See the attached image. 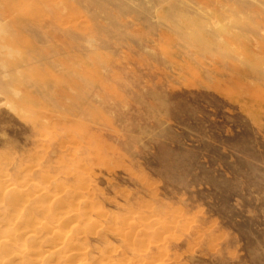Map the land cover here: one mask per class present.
Returning a JSON list of instances; mask_svg holds the SVG:
<instances>
[{"label": "rangeland", "instance_id": "obj_1", "mask_svg": "<svg viewBox=\"0 0 264 264\" xmlns=\"http://www.w3.org/2000/svg\"><path fill=\"white\" fill-rule=\"evenodd\" d=\"M2 239L0 264H264V0H0Z\"/></svg>", "mask_w": 264, "mask_h": 264}, {"label": "bare ground", "instance_id": "obj_2", "mask_svg": "<svg viewBox=\"0 0 264 264\" xmlns=\"http://www.w3.org/2000/svg\"><path fill=\"white\" fill-rule=\"evenodd\" d=\"M17 185V184H16ZM13 187V186H12ZM10 188H11V186H10ZM14 188V187H13ZM13 188H11V190H13L14 191V189ZM15 192H16V190H15ZM14 194V193H13ZM60 204V203H59ZM62 205V204H61ZM71 210H73V209H71ZM72 212V211H71ZM66 214V213H65ZM98 215V214H97ZM64 219H66V218H64ZM73 219L71 218V217H68L67 216V220H65V222H69V223H72L71 221H72ZM124 223V222H123ZM36 225V224H35ZM38 227H34L32 230H27L28 231V233H30V232H34V230H36V229H38V228H41L42 230H45L46 232H49V231H51L53 228H52V225H48L47 224V226L45 225V223H39V225H37ZM148 226H150V225H148ZM166 229V228H165ZM14 230V232H15V230H17L18 231V229H13ZM24 230H26V229H24ZM39 230V229H38ZM54 230V229H53ZM120 230V229H119ZM80 231V230H79ZM38 232V231H37ZM81 232V231H80ZM12 232H10V234H11ZM9 234V233H8ZM13 234V233H12ZM18 234V233H17ZM26 234V233H25ZM30 234H32V233H30ZM36 234V233H35ZM14 235V234H13ZM7 236V235H6ZM9 236H11V235H9ZM8 236V238L10 239V240H12V237H9ZM63 236V235H62ZM61 237V236H60ZM65 238H67V237H62L61 239L59 238V240H53V245L55 246V247H57V246H60V245H63V246H65L64 244H67L68 243V241L69 240H67V239H65ZM5 239V238H4ZM58 239V238H57ZM3 240V239H2ZM7 240L8 239H6V240H3V241H1L0 240V245H2L3 246V242H7ZM71 241V240H70ZM9 242V241H8ZM68 247H69V245H67ZM66 246V247H67ZM53 247V246H52ZM23 249V248H22ZM67 249V248H66ZM69 250H67V252H68ZM64 253L63 254V256H62V258L63 259H67L68 261H70V263L72 264V263H75L74 262V256L72 255V253L70 254V253ZM62 254V253H61ZM77 255V254H76ZM36 263H38L37 261H36ZM35 263V264H36Z\"/></svg>", "mask_w": 264, "mask_h": 264}]
</instances>
